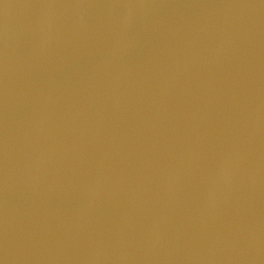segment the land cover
<instances>
[{
	"label": "water",
	"instance_id": "95a60500",
	"mask_svg": "<svg viewBox=\"0 0 264 264\" xmlns=\"http://www.w3.org/2000/svg\"><path fill=\"white\" fill-rule=\"evenodd\" d=\"M0 264H264V0H0Z\"/></svg>",
	"mask_w": 264,
	"mask_h": 264
}]
</instances>
